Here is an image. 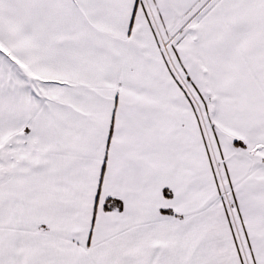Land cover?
Masks as SVG:
<instances>
[{
    "label": "snow or ice",
    "instance_id": "obj_1",
    "mask_svg": "<svg viewBox=\"0 0 264 264\" xmlns=\"http://www.w3.org/2000/svg\"><path fill=\"white\" fill-rule=\"evenodd\" d=\"M0 264H264V0H0Z\"/></svg>",
    "mask_w": 264,
    "mask_h": 264
}]
</instances>
